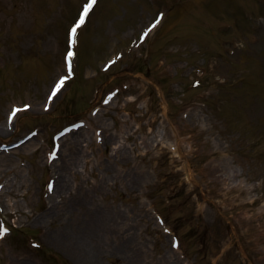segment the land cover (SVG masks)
I'll return each instance as SVG.
<instances>
[{
  "label": "rangeland",
  "instance_id": "obj_1",
  "mask_svg": "<svg viewBox=\"0 0 264 264\" xmlns=\"http://www.w3.org/2000/svg\"><path fill=\"white\" fill-rule=\"evenodd\" d=\"M82 1L0 0V142L38 130L0 158V264H92L65 238L76 228L95 264H264V0H98L76 75L44 109ZM78 119L80 144L48 164L51 134Z\"/></svg>",
  "mask_w": 264,
  "mask_h": 264
},
{
  "label": "snow or ice",
  "instance_id": "obj_2",
  "mask_svg": "<svg viewBox=\"0 0 264 264\" xmlns=\"http://www.w3.org/2000/svg\"><path fill=\"white\" fill-rule=\"evenodd\" d=\"M97 3V0H87V3L83 5L82 10L79 13V18L76 21V23L69 29L68 34V51L65 55V64L68 69V75L61 76L54 84V86L51 89V93L48 95L47 99L51 101L53 97L60 91V89L63 87L64 83L69 79V77L72 75L73 67H72V58L75 55V53L72 50L73 45L76 43V33L77 30L81 27V25L84 24L86 17L89 15L90 11L93 9L94 5ZM161 17H157L156 20L148 27L143 34L141 35L140 39L144 40V38L153 30L156 28V26L160 23ZM118 59V58H117ZM114 63V61H110L109 64ZM107 67V65L105 66ZM108 101L106 100L105 103ZM30 107L29 105H25L24 108L27 109ZM45 108H47V104L45 105ZM21 111L19 108H13L11 110V115L9 116V120L12 119L13 116L17 114V112ZM52 156H55V152L52 153ZM51 190V187H50ZM8 229L7 227L0 223V237H3L7 233ZM167 231V229H166ZM175 247V244L173 245Z\"/></svg>",
  "mask_w": 264,
  "mask_h": 264
},
{
  "label": "bare ground",
  "instance_id": "obj_3",
  "mask_svg": "<svg viewBox=\"0 0 264 264\" xmlns=\"http://www.w3.org/2000/svg\"><path fill=\"white\" fill-rule=\"evenodd\" d=\"M62 88H61V90H62ZM58 93L56 95H58ZM2 127L3 126H0V130L3 129ZM76 132L78 134L76 136H74L73 142L69 146L70 149H72V150L75 146L80 144L79 136H82V133H81L82 130L80 128ZM30 145H31V143H28V144L24 145V147L23 146L22 147L27 148ZM143 157H144V155H142V158ZM0 158H1V156H0ZM1 163H3V162H1ZM1 163H0V165H2ZM64 171H65V165H60L57 167V171H56L57 188H59V186H60V182H61L60 179L64 176ZM94 229H97V228H94ZM97 233H98V231L95 234H97ZM65 238L67 239L69 244L74 247V249H77L79 257H81L83 260H85V258L91 257L92 264H95V258H94L95 253L91 254L90 256H87L88 252H86V249H89L90 245H87L86 243L84 244V242H83V238H84L83 237V230L81 228L73 229V231H71V234L65 236Z\"/></svg>",
  "mask_w": 264,
  "mask_h": 264
}]
</instances>
